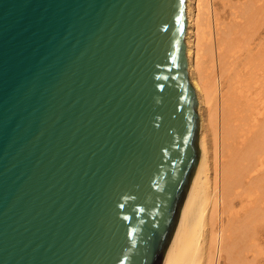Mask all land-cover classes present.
<instances>
[{
	"label": "water",
	"instance_id": "1",
	"mask_svg": "<svg viewBox=\"0 0 264 264\" xmlns=\"http://www.w3.org/2000/svg\"><path fill=\"white\" fill-rule=\"evenodd\" d=\"M187 0H0V264H163L202 157Z\"/></svg>",
	"mask_w": 264,
	"mask_h": 264
},
{
	"label": "bare ground",
	"instance_id": "2",
	"mask_svg": "<svg viewBox=\"0 0 264 264\" xmlns=\"http://www.w3.org/2000/svg\"><path fill=\"white\" fill-rule=\"evenodd\" d=\"M186 10L202 157L163 264H264V0Z\"/></svg>",
	"mask_w": 264,
	"mask_h": 264
},
{
	"label": "rangeland",
	"instance_id": "3",
	"mask_svg": "<svg viewBox=\"0 0 264 264\" xmlns=\"http://www.w3.org/2000/svg\"><path fill=\"white\" fill-rule=\"evenodd\" d=\"M223 263H224V261H223Z\"/></svg>",
	"mask_w": 264,
	"mask_h": 264
}]
</instances>
